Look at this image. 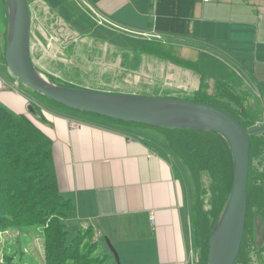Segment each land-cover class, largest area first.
Returning <instances> with one entry per match:
<instances>
[{
    "label": "crops",
    "instance_id": "1",
    "mask_svg": "<svg viewBox=\"0 0 264 264\" xmlns=\"http://www.w3.org/2000/svg\"><path fill=\"white\" fill-rule=\"evenodd\" d=\"M194 1L185 35L169 32L166 23L153 25V0H37L36 5L46 12L41 23L45 35L62 29L63 36H68L65 45H71L72 51L81 43L77 40L94 32L95 26L166 32L178 43H163L178 47L181 55L186 50L189 54L180 58L189 60L190 66L141 52V48L138 54L163 58L165 73L177 77L169 82L185 84V93L196 92L203 74L230 81L237 99L230 106L242 110L247 127L261 128L264 137V0ZM71 35L76 39H70ZM115 68V76L121 68L126 73L135 69L146 79L150 75L130 61ZM165 75L161 72L155 80ZM0 104L14 114L26 115L50 139L56 185L71 203L67 225L71 220L74 228L91 227L94 241L107 238L121 264H197L194 182L160 130L104 124L47 107L10 73L1 52ZM71 120L80 125L72 128ZM261 158L259 169L264 168Z\"/></svg>",
    "mask_w": 264,
    "mask_h": 264
},
{
    "label": "trees",
    "instance_id": "2",
    "mask_svg": "<svg viewBox=\"0 0 264 264\" xmlns=\"http://www.w3.org/2000/svg\"><path fill=\"white\" fill-rule=\"evenodd\" d=\"M194 3V0H156L155 2L153 0L151 4L155 14L153 25L160 27L161 15L164 14L166 27L169 32L178 35L187 34L191 8ZM150 42H153V40L148 39L144 42L141 52L165 55L174 60L167 54L152 48ZM2 54L4 58V51ZM177 61L186 65L190 64L187 60ZM204 79L213 80L216 83V90L214 87L212 90L220 91V95L214 97L212 95L215 94H209L208 90L205 91L206 88L210 87V84H206ZM49 80L55 83L53 80ZM55 84L72 87L69 84L59 82ZM223 85L224 82L203 74L200 78V85L194 95L214 99L225 104L228 108H232L229 102H236V95L230 85L225 84L226 87L222 88ZM228 92L230 93L228 94ZM223 96L227 99L225 100ZM48 101L53 106L64 107L50 99ZM204 103L221 108L210 102L205 101ZM225 111L235 116L246 129H251L243 122L242 110H236V113L229 112V110ZM83 113L86 116L101 120L98 121L100 123H123L95 114ZM160 131L166 135L169 146L187 165L193 178L195 200L192 208V222L194 241L198 249L197 264H207L209 235L227 201L232 185L233 165L231 151L225 139L215 132L164 128L160 129ZM259 135L260 130L253 131L249 135L247 214L240 250L234 264H251L246 252V243L250 235L252 236L253 247L261 251L260 249L264 246V168L259 169L255 165L259 164L260 159H262L261 156H264V137ZM39 172L44 173L41 175ZM204 172L207 173L210 180L207 186H204L201 182V174ZM34 190L43 192L41 201L44 202V209L49 214L55 213L66 201L69 205L66 213L67 220L71 203L68 198L61 194L56 185L50 139L26 115L14 114L0 104V207L10 208L13 205H18L17 210L19 212L29 213L30 205L27 202L28 200H34L35 196L31 195ZM204 204L207 205L206 209ZM256 215H259L263 222V241L259 245H257V237L255 236L254 217ZM64 224L56 222L51 229L55 236L52 241L57 244V249H62V255L68 250H74L77 239L80 245L83 246L80 253L82 254V259L87 251V248L85 249L86 246L95 245L97 248L99 247L97 241L93 239L94 234L91 227L78 229L76 234L67 241L68 228ZM83 242H85L84 245H82ZM109 256H112L110 252L108 254L103 253V255L96 258L102 262ZM71 258L73 259V257ZM91 259L95 258L91 257ZM94 263L96 262L94 261ZM255 264H264V258Z\"/></svg>",
    "mask_w": 264,
    "mask_h": 264
},
{
    "label": "rangeland",
    "instance_id": "3",
    "mask_svg": "<svg viewBox=\"0 0 264 264\" xmlns=\"http://www.w3.org/2000/svg\"><path fill=\"white\" fill-rule=\"evenodd\" d=\"M36 1L37 0H28V7L31 13L29 30L30 59L39 72L45 75L48 79L53 80L55 83L59 82L69 84L75 88H88L98 91L113 89V92L124 94L144 95L149 97H177L186 100H199V102L203 101V103L206 101L213 103L222 109L229 110V112L236 113V110L228 108L225 104L214 99L196 96L192 92L185 93V84L177 86L176 83H170L169 81L171 79L176 81L177 77L173 76V73H168V75L165 73L166 67L164 65H167V62L163 58L152 55L142 56L138 54V50L145 42L144 40L149 38L161 41L150 42L152 48L167 54L176 61L179 59L181 60V53L179 52L178 47L163 43H178L176 41L178 39L173 40L166 32L161 30L137 32L131 29L114 27H112L113 30H110L108 28L95 26L93 29L94 32L88 31L86 36L82 35L80 40H77L81 41V43L76 46L75 51H72L71 45H65L68 36H63L66 32L62 34V29L55 30L53 36L45 35L41 23L44 18H46V12L43 9H38ZM155 1L156 0H154V2ZM81 15V18H84V20L89 23L86 16L82 13ZM160 22L163 25L166 23L164 14L161 15ZM6 34L7 10L5 0H0L1 53H3L5 49ZM76 37L77 36L71 35L70 39L74 40ZM84 37H87L88 39ZM91 40H96V44L91 45V43H93ZM183 41L184 40L179 42ZM99 43H101L102 46H99ZM105 47L106 50L108 49L107 51H105ZM88 51H90V53ZM188 54L189 53L186 52V50H183L181 57L187 56ZM88 57L89 59H93V61H90ZM128 61L131 62V66L137 67L139 71L144 69L150 72V75L147 76L149 78L146 79V77H143L135 69H131L126 73L122 68L117 71V76H115L113 71L116 69V64L126 62L128 66ZM187 61L190 63L189 60ZM158 62L161 64H157ZM198 66L197 69L199 70L200 66L199 68ZM161 72H164L166 75L158 82L155 78H157V75ZM128 73L132 74V77H127L126 75ZM204 82L210 84V87L206 88L205 91L208 90L209 94H215L212 95L214 97L220 95V91H215L216 83H214L213 80L204 79ZM221 82H224L222 88L226 87L225 84L230 85L233 88L230 81L225 80ZM21 85H24L29 91H32V94L37 98H40L43 105L47 107L54 108L61 112L70 113L71 115L82 119L101 121L97 118L86 116L80 111L70 110L60 106L58 107V105L53 106L49 104V101L45 96L39 95L22 82ZM213 87L215 90H212ZM162 88H164L163 91L160 90ZM170 88H172V90ZM222 88H220V90H222ZM229 93L230 92H228V94ZM225 95L228 96L227 94ZM223 98L225 100L227 99L224 96ZM122 124L132 123L125 122ZM156 129L160 130L163 128ZM255 162L257 161L255 160ZM260 163H262V159H260L259 165ZM255 165L259 168L258 164ZM39 173L42 175L44 172ZM209 181L207 173H202L201 182L203 185L207 186ZM42 193V191L34 190L31 194L34 195L35 198L34 200H28L27 202L30 205L29 213L24 211L19 212V210H17L18 205H13L10 208L0 207V264H115L112 256H109L102 262L96 258L97 256L99 257L103 255V251L106 252L107 250V252H109L107 245L102 238L97 241V243H99L98 249L95 245L85 247V249L87 248V251L84 254L83 259L81 258L82 254H80L83 246L80 245L78 239L76 240L74 250H68L62 255V249H57V244L52 241L53 237L55 238L51 230L52 227H54L53 225L56 222L59 224L65 223V227L68 228V233L66 235L67 241L76 234L78 228H74L71 220L68 222L67 226L66 213L69 205L66 201H64L65 204H63L60 209L58 208L55 213L49 214L44 209V202L41 201L43 198ZM206 207L207 205L204 204L205 209ZM85 227L83 229H85ZM93 239L95 238L93 237ZM84 244L85 242L82 243V245ZM260 250L261 251L256 247H253L252 236L250 235V238L247 239L246 243V252L250 258L251 264H255L260 259L264 258V246ZM71 257H73V259ZM91 257L95 259H91ZM91 260H93V262H91ZM94 261L96 263H94Z\"/></svg>",
    "mask_w": 264,
    "mask_h": 264
},
{
    "label": "water",
    "instance_id": "4",
    "mask_svg": "<svg viewBox=\"0 0 264 264\" xmlns=\"http://www.w3.org/2000/svg\"><path fill=\"white\" fill-rule=\"evenodd\" d=\"M5 5L7 34L4 62L17 80L39 95L70 110L123 123L154 128L211 131L225 139L232 156L233 180L227 201L209 235L207 264H234L240 250L247 214L249 135L261 128L246 129L232 114L199 101L55 84L39 72L30 59L28 0H5ZM28 109L33 111L32 107ZM254 226L259 245L263 239V222L259 215L254 217ZM104 241L115 264H121L112 244L107 238Z\"/></svg>",
    "mask_w": 264,
    "mask_h": 264
},
{
    "label": "built area",
    "instance_id": "5",
    "mask_svg": "<svg viewBox=\"0 0 264 264\" xmlns=\"http://www.w3.org/2000/svg\"><path fill=\"white\" fill-rule=\"evenodd\" d=\"M79 125H80L79 122H75V121H73V120L70 121V126H71L72 128H76V127H78Z\"/></svg>",
    "mask_w": 264,
    "mask_h": 264
}]
</instances>
